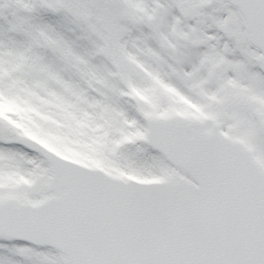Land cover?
I'll return each mask as SVG.
<instances>
[{
  "label": "snow or ice",
  "instance_id": "snow-or-ice-1",
  "mask_svg": "<svg viewBox=\"0 0 264 264\" xmlns=\"http://www.w3.org/2000/svg\"><path fill=\"white\" fill-rule=\"evenodd\" d=\"M0 264H264V0H0Z\"/></svg>",
  "mask_w": 264,
  "mask_h": 264
}]
</instances>
